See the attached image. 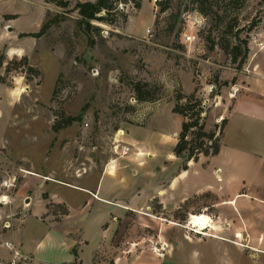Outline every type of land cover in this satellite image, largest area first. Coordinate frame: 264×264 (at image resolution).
<instances>
[{"label": "rangeland", "instance_id": "374dc122", "mask_svg": "<svg viewBox=\"0 0 264 264\" xmlns=\"http://www.w3.org/2000/svg\"><path fill=\"white\" fill-rule=\"evenodd\" d=\"M79 1L95 0H71L68 9L46 0H0V12L20 15L21 30L40 32L46 26L37 44L18 40L20 45L0 51V84L11 92L10 101L7 95L0 100V263L13 259L19 241L24 244L21 252L27 248L33 253L38 243L44 249L49 239L50 223L36 218L45 208L42 194L64 195L65 190L51 182L46 186L38 176L99 171L122 156L114 151L118 140L133 150L137 143L154 153L146 159V169L168 161L182 123V117L173 113L176 98L192 92L193 84L205 104L206 131H215L220 139L218 127L228 118L241 84L258 70L264 72V0H208L211 17L197 11L195 0H141L140 9L124 7L126 22L94 21L89 33L74 10ZM238 30L241 41L235 38ZM187 36L195 40L187 42ZM245 40L248 58L240 69L226 49L241 46L240 61ZM138 83L144 85L149 102L137 101ZM70 119L72 123L64 127ZM147 119L148 127L131 126ZM202 180H208L205 172ZM48 206L57 214L56 207ZM229 216L235 225H243L240 214ZM136 228L134 241L116 243L125 255L121 264H162L164 258L149 251V240L165 241L162 234L139 224ZM182 231L175 230L182 249L165 255L163 264H201L192 257ZM233 253L234 264H264V256L244 257L237 247ZM216 263L221 264L207 261Z\"/></svg>", "mask_w": 264, "mask_h": 264}, {"label": "crops", "instance_id": "0c3cea01", "mask_svg": "<svg viewBox=\"0 0 264 264\" xmlns=\"http://www.w3.org/2000/svg\"><path fill=\"white\" fill-rule=\"evenodd\" d=\"M19 19L18 14L0 12V51L6 46L20 45L18 40H28L35 45L42 38L21 37L39 31L21 30L17 24ZM8 58L9 55L6 60ZM262 70L241 84L216 156L201 155L197 162H188L186 153L178 157L174 149L168 161L156 162L157 167L146 169V159L152 158L154 153L137 143L134 144L136 150H133L125 143L131 147L130 151L106 162L99 171L87 172L88 175L78 173L77 176L66 172L61 178L37 175L42 177L46 186L51 182L64 188L65 192L64 195L42 194L45 208L36 218L43 223L49 222L51 232L43 244L44 249L41 242L33 253L25 248L22 253L29 260L25 264H121L125 255L116 243L123 239L134 241L132 233L137 231L138 224L143 230H157L162 234L169 245L166 255L174 254L182 246L175 230L183 229L182 235L191 245L190 253L197 263L207 264L211 260L234 264L235 247L244 257L264 256ZM194 92L193 84L192 92L185 95ZM10 94L8 88L0 84V100L7 95L10 101ZM149 123L147 119L142 125L131 126L145 128ZM200 164L202 167L198 169ZM184 165H187L186 170ZM72 168L79 166L72 165ZM203 172L208 178L205 182L202 180ZM48 205L57 208V214L50 212ZM199 214L210 219L206 229H197L203 234L192 232L196 228L190 226L191 222L189 225L190 217ZM229 214H240L243 225H235ZM187 221L188 225L179 224ZM129 231L131 236L128 238ZM18 244L23 248V242ZM39 255L42 260H39Z\"/></svg>", "mask_w": 264, "mask_h": 264}, {"label": "trees", "instance_id": "16d2710c", "mask_svg": "<svg viewBox=\"0 0 264 264\" xmlns=\"http://www.w3.org/2000/svg\"><path fill=\"white\" fill-rule=\"evenodd\" d=\"M47 3L54 4L61 9H68L71 0H46ZM208 0H195L194 6H196L197 11H199L205 17H211V5H207ZM132 5L136 9L141 8V0H95L94 2H77L74 6V10L82 18L83 24H85L86 31L89 33L95 28L93 24L94 21L105 22L108 24H115L119 20L126 22L128 16L124 12V7ZM211 8V9H210ZM215 15H219L216 13ZM214 15V16H215ZM238 23H236V27ZM257 26V25H255ZM46 26L36 34H31L27 36H32L35 38L43 37L45 33ZM26 36V35H22ZM236 41H241V37L238 33L235 35ZM243 45L246 47V53L243 58L239 61L241 46L238 44L226 49L227 53L231 56L232 62L238 64V68H242L245 61L248 58V41H243ZM30 71H33V67H29ZM38 73V71H35ZM142 86L138 83L135 86V92L137 94V101L139 103L149 102L151 99L145 93L142 92ZM147 86V85H145ZM177 103L173 108V113L182 117L181 131L178 135V142L175 148V155L181 156L184 153L187 154V161L197 162L201 155L205 156H216L220 152V140L216 136L214 131H206L205 128V118L202 115L205 113V106L203 101L199 100L197 97L196 90L189 96L184 94L179 95L177 98ZM185 100L186 104H181V101ZM72 123V119L68 120V123L64 125L67 126ZM227 119H223L222 126L218 127L220 131V136L226 126ZM58 129V128H57ZM194 137L193 140H189V137ZM184 169H187V165H184Z\"/></svg>", "mask_w": 264, "mask_h": 264}, {"label": "built area", "instance_id": "2783aa9c", "mask_svg": "<svg viewBox=\"0 0 264 264\" xmlns=\"http://www.w3.org/2000/svg\"><path fill=\"white\" fill-rule=\"evenodd\" d=\"M193 40H195V37L193 36H187L186 37V41L187 42H193ZM205 106V104H204ZM124 134V133H123ZM123 136V135H122ZM131 147L127 146V145H121L120 141L118 140V142L116 143V145L114 146V151L116 153H120L121 155H125L130 151ZM192 232L196 233V234H200L198 233L199 231L197 229L192 230ZM149 242L151 243L152 248L149 250L152 254L156 255L159 258H164L169 245L166 241H162V240H156L154 243V241L152 239L149 240ZM28 260V257L23 255V253L20 251V247L17 248V250H15V254L13 253V259L7 263H0V264H21L23 261Z\"/></svg>", "mask_w": 264, "mask_h": 264}, {"label": "bare ground", "instance_id": "6f19581e", "mask_svg": "<svg viewBox=\"0 0 264 264\" xmlns=\"http://www.w3.org/2000/svg\"><path fill=\"white\" fill-rule=\"evenodd\" d=\"M123 133H124L123 130L119 132V134H123ZM2 201H6V198H3ZM191 224H192L190 225L191 227H195L196 229H199V230H204L209 225L208 219L205 216H201V215L194 216L193 222ZM202 232L203 231H199L198 233L203 234Z\"/></svg>", "mask_w": 264, "mask_h": 264}, {"label": "water", "instance_id": "95a60500", "mask_svg": "<svg viewBox=\"0 0 264 264\" xmlns=\"http://www.w3.org/2000/svg\"><path fill=\"white\" fill-rule=\"evenodd\" d=\"M29 199H27V202H26V204H28L29 203V201H28Z\"/></svg>", "mask_w": 264, "mask_h": 264}]
</instances>
